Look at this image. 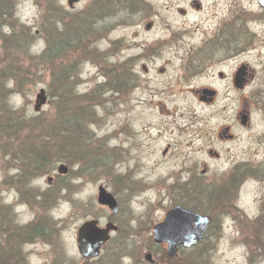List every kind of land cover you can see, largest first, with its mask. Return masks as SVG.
Segmentation results:
<instances>
[{"label":"rangeland","instance_id":"1","mask_svg":"<svg viewBox=\"0 0 264 264\" xmlns=\"http://www.w3.org/2000/svg\"><path fill=\"white\" fill-rule=\"evenodd\" d=\"M195 1L79 0L71 9L68 0H0V264L20 261L13 251L15 241L23 239L28 243L24 264H148V253L152 264H264L263 21L249 24L257 48L245 59L255 70L247 91L226 97L221 93L215 106L202 105L175 86L186 90L213 86L216 71L184 77V72L176 71V61L170 65L165 61L182 57L186 49L214 35L229 14L231 0H202V12L192 6ZM233 2L234 7L257 11L254 0ZM181 9L187 10L188 18ZM144 19L154 20L156 27L150 33L138 29L135 39L136 28L129 21ZM123 34L130 43L153 45L144 57L154 59L147 62L151 71L149 78L141 77V89L118 98L119 88L110 83L119 78ZM162 47L166 49L160 52ZM187 57L202 59L194 51ZM163 63L166 76L160 77ZM192 68L202 64L195 61ZM168 82V95H154L156 83ZM40 89L46 91L48 104L37 114L34 106ZM247 103L252 107L250 129L240 124L239 113ZM75 119L88 132L83 147L75 139L82 137L80 129L79 136L65 129ZM12 122L14 129L21 125L45 129L33 131L39 138L27 132L6 133ZM217 126H231L235 136L225 145L230 160L225 157L224 162L211 161L206 153L192 149V143L209 148ZM57 131L61 136L55 143L62 145L54 149L44 139ZM71 139L75 143L70 146ZM167 144L172 149L163 157L159 150ZM34 148L50 153L49 171L41 176L28 162ZM59 160L70 167V175L56 181V194L38 200L35 207L16 204L27 194L20 187L49 186L47 175L58 173ZM206 166L209 170L203 174ZM229 168L227 185L217 172ZM131 180H139L143 188H130ZM100 186L117 199L119 214L97 203ZM184 203L208 214L211 223L201 243L180 250L169 262L166 245L153 240V228L174 205ZM20 215V223L38 217L43 229L52 231L48 240L47 235L36 240L34 233L27 236L29 229H17L15 216ZM91 219L101 227L116 222L119 232L112 234L98 258L84 260L76 244L77 229Z\"/></svg>","mask_w":264,"mask_h":264},{"label":"flooded vegetation","instance_id":"2","mask_svg":"<svg viewBox=\"0 0 264 264\" xmlns=\"http://www.w3.org/2000/svg\"><path fill=\"white\" fill-rule=\"evenodd\" d=\"M225 2L226 0H213V2ZM255 5L257 6V11L252 12L248 11L246 9H241L234 7V2L231 0V4H229V14L223 17L220 22L218 23L219 30L214 33V35H209L205 37L201 41V45H192L191 48L186 49L184 52V55L182 57L176 58V59H169L165 62L167 64H172V62L176 61L178 69L176 71L184 72V77L192 75L196 71L201 72H207L211 70H215L216 74L214 76V85L213 86H203L198 89H188L186 88H180L179 84L177 83L178 76L174 79V81L177 83L175 88L180 89L184 93H189L190 95H194L198 98L200 104L202 105H216L217 100L221 93L224 94V96H228V93L234 94L235 92L238 93H245L247 89L249 88V85L254 79L255 70L254 68L248 63L245 59L249 57V54L252 53L253 50H255L257 47L254 41H252L256 33L251 31L250 29V22L255 21L256 23H260L259 21H263L262 25H264V6H262L259 2V0H254ZM192 6L198 10V12H202L205 8V4L202 2V0H196L194 3H192ZM184 18H188V12L186 9H181L179 11ZM258 12V13H256ZM249 13H253L256 18H251ZM258 17V18H257ZM259 19V21H258ZM129 22H132L130 25L135 26L136 31L134 33L135 39H137L140 35V30H144L147 33L152 32V30L155 29L156 23L154 20H140L135 21L131 20ZM129 25V24H127ZM140 29V30H138ZM153 45L148 44H141L139 45L137 42H128L126 41V36L123 34L119 37V56L121 57L119 59V92L117 93V97L120 98L121 96L125 95L126 93H133L137 92L141 89L143 86V78L142 76H147L150 74L148 63H152V60L154 58L144 57L146 51L154 50L152 49ZM166 47H162L160 49V52L164 51ZM174 49H176L174 47ZM191 51H194L196 54V57L202 56V59H193L188 58L187 55L191 53ZM244 60V61H243ZM195 61L202 64V68L200 69H194L192 68L193 63L195 64ZM237 61H239L237 65ZM141 66V67H140ZM162 68L158 69V73L160 77L166 76V67L164 66V63L161 64ZM183 76V73H182ZM146 81V80H145ZM223 84V87H221V84ZM156 87H165V88H156ZM167 87V88H166ZM161 89V90H160ZM228 89H231L228 91ZM171 89L169 88V82L162 86L161 83L157 84L153 88L154 95H168L167 92H169ZM167 91V92H166ZM158 105L162 107L163 105L158 102ZM251 114H252V107L250 104H245L243 109H241L239 115L242 116V123L240 121V124L247 128H251ZM233 128L231 126H217L214 131V141L211 142L210 147L204 149L203 145H195L193 147L192 143V149L195 153L198 154H204L206 153L209 158H206L214 162H224L225 157L230 160V157L226 155V149L225 145L231 144L235 140V136L231 133ZM182 133V132H180ZM180 133L177 134L178 138H182V135ZM184 134V133H183ZM194 137H199L196 141L200 140V130L196 128L195 131H193ZM185 135V134H184ZM159 137L162 136V133L158 135ZM45 141H51V139H44ZM36 141H43L41 139H37ZM189 145H187L188 147ZM138 147V144H137ZM151 147V146H150ZM172 149L171 144H167L164 147H160V153L163 157H167L168 154H170ZM150 152V148L148 149ZM81 150L76 149L75 152H80ZM201 157V156H200ZM66 165V164H65ZM68 167V165H66ZM70 168V167H68ZM209 169L206 166V169L202 172L205 174ZM235 172V168L233 170ZM20 174V172L18 173ZM217 176L219 178H224L225 183L228 185L230 183V178L232 174V169H223L218 170ZM37 175V174H36ZM35 175V176H36ZM51 175V176H49ZM48 176V182L50 180V183L48 184L46 189H42V186H38V189H32L29 190L27 187H20L22 193L24 194L27 192L26 195H23V199H18L15 201L17 204L23 203L20 207L30 206L35 207L37 204H40V201H45V199L52 194H56V187L54 184L58 180H67L70 175V169L68 170L67 175L62 176L57 174L55 171L52 174H49ZM125 176V175H123ZM234 176V174H233ZM20 175L17 176V180H19ZM232 181V180H231ZM220 182V181H219ZM33 184V182H32ZM31 184V186H33ZM132 186L130 188H143L141 186V182L139 180H131ZM221 184H219L217 187L219 191L222 189ZM20 200V201H19ZM40 200V201H38ZM181 205L186 209L189 210H196L193 208L194 206L188 205L186 203L184 204H177ZM174 205L172 208H174ZM171 208V209H172ZM263 208V207H262ZM120 212V211H119ZM119 212L117 214H119ZM197 213L203 214L201 212L195 211ZM21 214V213H19ZM116 214V215H117ZM14 215V214H13ZM16 215V214H15ZM205 215V214H204ZM209 216L208 214H206ZM17 217L16 221V228L19 230H27L29 229L27 236H29L30 232L34 233L37 239H41L43 237H47L46 240H48L49 235L52 233V231L44 230V234L41 235L40 231L37 229V226H42L40 224V220L36 217L33 220L27 222V223H20V218H22V215L15 216ZM211 219V217H210ZM108 223H113L118 227L117 232H119V225L116 222L109 221ZM60 225V223L57 225V227ZM47 225H45L46 228ZM60 229V228H58ZM116 232V233H117ZM32 243V242H31ZM26 239H23L21 243H17L15 241L14 245V251L21 259L18 260L17 264H24L26 261V258L24 257L25 254V247L27 246ZM164 249V246H163ZM13 257H15L13 255ZM152 263V262H151Z\"/></svg>","mask_w":264,"mask_h":264},{"label":"water","instance_id":"3","mask_svg":"<svg viewBox=\"0 0 264 264\" xmlns=\"http://www.w3.org/2000/svg\"><path fill=\"white\" fill-rule=\"evenodd\" d=\"M77 0H70V7ZM264 6V0H259ZM47 103L46 93L43 89L36 96L34 106L35 112H40L42 106ZM61 173H66V167H60ZM98 203L107 206L113 213L118 211L115 198L108 193L103 187L99 188ZM209 218L201 216L185 210L177 206L170 211L165 220L154 228V241L157 244L167 243V252L171 258L178 253L180 246L190 248L191 246L201 242L208 229ZM97 221L84 223L78 231L77 246L79 253L84 259H92L98 256L101 248L106 245L109 240V233L117 228L108 224L105 229H100ZM147 261H151V255L146 256Z\"/></svg>","mask_w":264,"mask_h":264},{"label":"trees","instance_id":"4","mask_svg":"<svg viewBox=\"0 0 264 264\" xmlns=\"http://www.w3.org/2000/svg\"><path fill=\"white\" fill-rule=\"evenodd\" d=\"M54 49V48H53ZM52 50H50V52H51ZM111 86H113V87H117V88H119V78H117V79H115V81H111ZM117 92H119V91H117ZM116 92V93H117ZM68 108H70L69 106H68ZM77 109V108H76ZM86 120V119H85ZM79 122V121H78ZM22 124H25V123H23L22 122ZM13 122L12 123H10L7 127H6V129H4L5 130V132L6 133H13V132H27V133H29L30 135H31V137H34V138H39L38 137V135H35L34 134V132L33 131H37V132H39L41 129H45V128H43V127H38V128H32V127H30V126H24V125H21V128H18V129H14V127H13ZM65 129H66V131H71V134H74V135H76L77 134V136H79V134L77 133V129H80V131H81V136L82 137H78V138H75V139H77V140H79V142L77 141L76 143L77 144H79V146H81V147H83L84 146V143H83V141H82V138L83 137H85V141H88L89 139H88V132L86 131V128H85V130H84V125H82V126H78V124H77V121H76V119L72 122V121H70L69 122V125L68 126H66L65 127ZM59 130V129H58ZM70 134H69V132L68 133H65V136L66 137H68ZM37 136V137H36ZM60 133H59V131H57V133H52V134H49V136H47L46 137V139H51V142L48 144V146H51V148H54L55 149V147L57 146V145H59L58 147L60 148V146L62 145V144H57V143H55V140L57 139V138H60ZM72 143H75L74 142V140H70L69 141V145L71 146L72 145ZM32 146H35V145H43V144H41V143H34V144H31ZM49 152L48 151H41V150H37V149H33V151L31 152V158H29L28 159V162L30 163V164H33L34 165V169H35V173H37L38 171L41 173V174H43V173H46L47 171H48V167H47V162H48V157L47 156H49ZM53 154V153H52ZM60 161H64V160H60ZM37 229L40 231V233H41V235H43L44 234V230L45 229H43V226H37ZM168 261L170 262V260L168 259Z\"/></svg>","mask_w":264,"mask_h":264},{"label":"bare ground","instance_id":"5","mask_svg":"<svg viewBox=\"0 0 264 264\" xmlns=\"http://www.w3.org/2000/svg\"><path fill=\"white\" fill-rule=\"evenodd\" d=\"M42 241H45V240H42Z\"/></svg>","mask_w":264,"mask_h":264}]
</instances>
